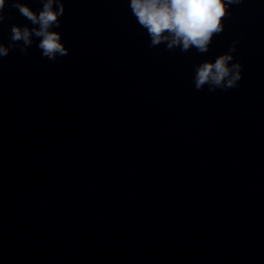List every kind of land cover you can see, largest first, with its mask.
Segmentation results:
<instances>
[{
  "label": "clouds",
  "instance_id": "9594fccd",
  "mask_svg": "<svg viewBox=\"0 0 264 264\" xmlns=\"http://www.w3.org/2000/svg\"><path fill=\"white\" fill-rule=\"evenodd\" d=\"M42 8L37 12L21 0H0V23L6 19L4 9L8 3L32 25H11L7 46L0 40V58L19 48L22 54L38 40L42 58L55 62L65 57L69 49L62 43L60 18L65 13L64 0H39ZM242 0H129L131 15L138 26L146 30L149 48L165 45L167 51L206 54L215 36L223 33L225 21L232 15L231 8ZM10 18V17H9ZM239 40H233L227 51L214 61L204 60L194 66L193 84L201 91L207 86L210 92L238 88L243 65L235 60Z\"/></svg>",
  "mask_w": 264,
  "mask_h": 264
}]
</instances>
